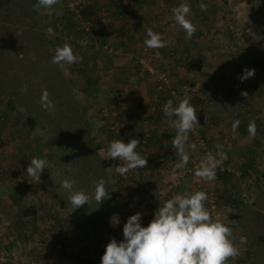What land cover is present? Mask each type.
<instances>
[{"label": "rangeland", "instance_id": "1", "mask_svg": "<svg viewBox=\"0 0 264 264\" xmlns=\"http://www.w3.org/2000/svg\"><path fill=\"white\" fill-rule=\"evenodd\" d=\"M59 1L51 8L41 6L35 11L33 7L29 9L26 6V11L39 17L49 12V22H53L54 14L60 19L62 12L69 9L63 0ZM71 1L79 4L97 2V11L104 15L105 9L101 6L106 7L109 0ZM124 1L127 5L144 2L146 9L142 8L143 15L158 5L157 0ZM2 3L0 0V8ZM60 3L63 5L61 8ZM161 3L170 24L164 27L167 21L163 25L158 23L159 27H151L167 43L160 49H151L144 44L148 28L139 22L133 28L126 18H123L122 25L128 32V38L137 35L134 45H120L110 40L109 24L119 21L118 14L125 12L111 11L100 15L98 35L83 34L65 26L59 40L54 38L56 35L50 24L45 28L46 32L43 21H36L33 27H23L15 17L8 22L0 12V87L8 91L6 97L12 99L16 107L7 112L4 120L0 117V264H71L66 255L78 252L84 259H91L93 264H101L109 242L106 237L94 241L93 234L86 233L88 222H80L84 215L96 217L95 183L100 179L105 181V190L110 198L99 204V212L105 214L110 209L114 210L110 212L107 224L113 232L110 239L114 237L119 242L127 218L140 212L141 224L147 226L153 219L157 203L165 201L166 195L171 197L185 190L190 193L207 191L214 195L211 190L215 186L213 181L200 180L194 175L204 151H211L212 154L220 152V159L223 158L221 166L240 173L235 177L253 179L249 188L246 182L241 186V194L235 201L230 199L221 204L219 221L231 229L229 238L239 251V255L229 258L227 264H264V69L261 68L264 59V0H163ZM182 3L190 6L186 18L191 23L195 21L196 31L189 40L194 45L193 49L187 47L189 38H186L183 29L181 43L177 40L173 47L167 39L172 29L179 26L171 18V8ZM201 4L206 7L202 9ZM152 19H158L157 13ZM5 26L9 27L7 31ZM16 29L25 33L34 30L24 37L22 57H16L15 50L7 45V33L13 35ZM42 31L46 33L44 37L49 36L57 48L69 44L75 56L83 57L82 62L52 63L57 48L51 49L50 44L42 48L44 41L38 40L37 35ZM100 38H106L108 47L105 54L96 52L103 44ZM31 40L34 41L32 44L27 43ZM90 47L94 54L86 51ZM144 47L147 55L142 54ZM156 51L160 52L161 59L155 57ZM140 55L148 56L153 67L166 71L175 87L190 83L192 88L187 97L196 109L199 125L188 133L189 144H195V149H188L190 159L183 169H175L179 157L172 144L166 146V156L171 154L164 159L166 156L157 155L158 145L155 147L147 141L143 143L140 138L136 151L147 159L145 168L119 175L115 166L125 162L113 160L107 155L111 141L123 139L127 143L130 139H137L135 131L138 135L144 134L145 128L134 130L130 127L132 118L123 122L118 115L124 117L147 112L154 116L157 108L163 112L161 107L172 99L156 89L153 76L137 62ZM245 68L254 69L255 74L242 82L239 77L244 74ZM62 76L67 79L65 90L63 86L57 89L58 82L54 79ZM23 85H27L26 91L21 90ZM138 85L147 88L146 94L155 99L156 105L145 107L144 104L134 103L133 108L126 106L131 99H136L133 88H141ZM34 89L38 92L47 90L54 104L52 110L41 106V97L38 93L34 94ZM242 92H246L247 96ZM71 100L78 106L70 103ZM172 100L174 106H178ZM4 103L0 98V106ZM26 106L28 112L24 110ZM154 108L155 111L152 110ZM76 111L79 114H75ZM29 112L36 117L33 130L27 127ZM90 113L94 122L101 119L106 124L88 123ZM252 121L255 123V134L248 130ZM154 122L146 123V129L153 131ZM97 126L102 129L101 132ZM111 126L123 127L127 132L120 129L126 134L115 133ZM33 157L45 161L39 183H35L26 171ZM161 158L159 168L162 174L153 170L154 162L159 163ZM85 165L90 166L84 170ZM161 175L172 176L173 181L159 193L155 185ZM65 179L76 182L72 189L61 186ZM138 189H143V195L146 194L140 202L135 198ZM73 191H82L92 197L89 205L80 207L83 213L79 215L68 200ZM127 201L130 202L127 204ZM113 214L119 215L117 228L110 225ZM74 221H78V225Z\"/></svg>", "mask_w": 264, "mask_h": 264}, {"label": "clouds", "instance_id": "2", "mask_svg": "<svg viewBox=\"0 0 264 264\" xmlns=\"http://www.w3.org/2000/svg\"><path fill=\"white\" fill-rule=\"evenodd\" d=\"M58 3L59 0H37L33 10H39L41 6L51 8ZM200 7L204 9L206 6L201 4ZM171 13L175 24L179 25L185 31L186 38L190 39L196 31L195 26L186 18L190 13V6L182 3L172 7ZM144 44L151 49L167 46L161 34L151 28L146 30ZM155 57L162 58L159 51L155 52ZM82 60L83 57L75 56L71 46L65 43L57 48L52 63L73 64ZM254 74V69L245 68L239 79L243 82ZM21 90L26 91L27 85H23ZM242 95L247 96V93L242 92ZM41 106L49 111L54 108L47 90L42 93ZM163 112L169 118V126L176 131L172 139V147L179 157L175 169H183L190 159L188 149H195V144H189L188 133L194 126L199 125L196 109L188 99L180 100L178 106H174L173 100L169 99L163 106ZM235 127L236 125L234 129ZM119 128L125 131L123 127ZM248 130L255 134L254 121L250 122ZM139 143L140 140L135 138L127 143L123 139L109 143L107 155L113 160L125 162L115 166L117 174L126 175L130 170L146 167L147 159L136 151ZM217 147L222 148L220 145ZM222 159H215L208 153L197 165L194 175L200 180H214L215 168L222 163ZM44 169L45 161L39 157H33L26 167L28 175L35 183L40 182ZM75 183L74 180L65 179L61 186L72 189ZM93 196L98 205L106 198H110L103 179L95 183ZM91 198L82 191H73L68 200L74 210L85 204L89 205ZM207 199V194L203 191L190 193L185 190L182 194H175L163 205L160 204L147 226L141 224L142 213L130 215L123 225V239L119 242L114 237L110 239L101 257V264H227L229 258L239 255V251L229 238L231 229L222 221L214 220L205 207ZM119 223V215L113 214L110 225L116 227Z\"/></svg>", "mask_w": 264, "mask_h": 264}, {"label": "trees", "instance_id": "3", "mask_svg": "<svg viewBox=\"0 0 264 264\" xmlns=\"http://www.w3.org/2000/svg\"><path fill=\"white\" fill-rule=\"evenodd\" d=\"M3 3H2V6L0 8V12L3 14V17H7V20L8 22H11V19H13L15 17V19L17 20V23L20 25V26H27V27H33L35 25V22L36 21H43V30L46 32L45 28L49 26L52 27L53 29V32L54 34L56 35L54 38H56L57 40H59V36H60V33H61V30L62 28H65V26L69 27V29H72L74 31H79V32H82L83 34H90V35H94L95 33L98 35V30L101 26V23L99 22V16L100 15H103L102 13H99L97 10L99 9V5L97 2L95 3H87V4H83V7L81 9V11L78 13V16L76 17L75 16V13L73 11H70L69 9H67V11H63L60 15V19L58 18V15L57 14H54V18L55 20L53 22H49V18H50V15L48 14L49 12H45V14H41L40 17L36 14H34L33 16L30 15L26 9L27 7H33L35 3V0H2ZM24 2V3H23ZM60 2V1H59ZM27 6V7H26ZM58 6V5H56ZM63 7V5H61L60 3V8ZM65 7V6H64ZM126 7H129L126 6ZM131 8V6L129 7ZM66 9V8H65ZM63 10V9H62ZM84 22H88L89 24V28L90 30L89 31H86L84 28H83V23ZM167 23V22H166ZM165 23V24H166ZM8 24V23H7ZM169 22L164 26V27H168L169 26ZM4 29L7 31L9 29L8 26H5ZM17 32H14L13 35L10 34V32L7 33V38H8V43L7 45L11 48H13L15 50V56H19L21 55V57L23 56L22 54V48L24 47L23 46V42L25 40V36L29 34H31L30 32H34V30H31L30 32L28 33H25L23 31H20L19 29H16ZM25 31V29H24ZM44 31L38 33L37 35H39L38 37V40H42L44 41V44L42 46V48H45L47 44H50L52 46L51 49H53L54 47L57 48L56 44L53 43L51 41V39H49V36L48 37H44L46 36L44 33ZM48 34V33H47ZM111 34L108 35V37L111 39ZM113 35V34H112ZM30 36H34L35 35H30ZM102 43L96 50V52L98 53H101V54H105L107 53V48H104L103 45L105 44L106 45V38L102 39ZM1 40H2V37H0V46H1ZM34 41H28L27 43L29 44H32ZM16 43H19L20 45L16 44ZM78 43H76L75 45H77ZM108 47V45H106ZM79 49V48H78ZM2 50V49H1ZM92 50V48L90 47V49L86 50L88 52H90ZM104 50H106L104 52ZM1 53V52H0ZM91 53L94 54V51H91ZM51 63L47 64V65H50ZM261 68L262 70L264 69V59L262 61V65H261ZM264 71V70H263ZM54 79L58 82V85H57V89L63 88V90H65V88L67 87V79H64V77H60L59 79L54 77ZM34 87H36V85L33 83ZM67 89V88H66ZM46 90V89H42L41 91L38 92V90L34 89V94L35 93H38L40 95V97L42 96V93L43 91ZM62 90V91H63ZM59 91V90H58ZM8 91H5L4 89H2L0 87V98H2V102H5L3 106H0V117H1V120H4L6 118V115H7V112H9L10 110H15L16 107L14 105V101L12 99H8L6 97V94H7ZM17 94V93H16ZM70 103H73L75 107H77V103L73 100H71ZM191 105H193L191 103ZM24 106V105H23ZM62 106V105H61ZM60 107V106H59ZM65 107L67 109H71V107H69L68 105H65ZM163 109V108H162ZM25 112H28V106L25 107ZM31 112V110H30ZM27 113V117H26V122H27V127L29 130H33L34 128V124H35V121H36V117L34 116L35 114H31V113ZM79 114V111H76L75 114ZM140 118L139 117V113L135 116H138L136 118H133V119H136L134 122L135 123H131L130 127L134 130H137V129H141V128H144L145 127V124L144 123H148L151 122V117H153L152 115L147 118L144 117V113H140ZM92 113H90L88 116H90L89 120H88V123H95L97 122L98 123V126L101 124L102 126H104V124H106V121L105 120H97L95 119V122H94V118ZM155 116V115H154ZM117 117V116H115ZM118 117L122 118L123 122H124V119L122 116H119ZM134 117V116H133ZM152 120H155V118H153ZM134 124H136V126L134 127ZM97 125V124H96ZM97 126V130H102V129H99ZM132 130V131H134ZM137 132V131H136ZM156 132L153 131H150L147 130V131H144V134L143 135H136L137 139H144V135L148 134L146 137V141L147 143L149 144L150 142H152V144H154V146L156 147V143H154V140L155 138H157L158 140H161V136L160 135H155ZM173 135L172 132H170V135L171 136ZM172 139V138H171ZM167 150V147H162V150ZM171 153H169L170 155ZM198 159V157L196 158ZM93 164V162H92ZM90 165H85L84 167V170ZM218 175V176H217ZM217 175L215 176V179L212 180L213 183H214V188L211 189L213 190V198L215 199L216 201V204H217V208L221 209V204L223 201H235L237 197L240 196L241 194V186L246 185L247 188H249L251 186V182L253 183V179H249L248 177H235V174L233 175L232 173H229L228 171H217ZM242 175V174H241ZM244 181L241 183V181ZM215 181V182H214ZM248 183V185H247ZM254 185V184H253ZM148 188V187H147ZM147 191V190H146ZM143 189H138L137 191V195L135 198L138 199V202H140L143 197L146 195H143ZM206 193H209L206 191ZM130 200V199H128ZM130 201H127V204L129 203ZM123 204V203H122ZM71 206V205H70ZM72 207V206H71ZM205 207H207V203L205 202ZM112 209H110L109 211H106V213H101L99 211H101V208L100 206L98 205V211L95 210L94 213L96 214L95 218H93L92 216H90V218H88V216H82L83 219H80V222L81 223H84V222H88V229L86 231L87 235L90 234V232L93 234L94 236V241H98L100 240V238H105L106 237V240L109 242L110 240V237L112 235V230L111 228L108 227V222L107 220H109V215L111 213H113V211H111ZM76 212L77 214H82L83 211L82 209L77 208L76 209ZM111 212V213H110ZM129 214V213H128ZM74 223L76 225H78V221H74ZM87 228V224L85 226ZM118 227V226H117ZM116 227V228H117ZM122 231L123 229H121V238L119 241H121L123 239V234H122ZM87 237V236H86ZM89 238V237H88ZM96 238V239H95ZM68 261L70 260L71 264H93L91 259L90 260H87V259H84L82 256L79 255V252L77 254H72V255H66ZM72 261H75L76 263H73Z\"/></svg>", "mask_w": 264, "mask_h": 264}, {"label": "crops", "instance_id": "4", "mask_svg": "<svg viewBox=\"0 0 264 264\" xmlns=\"http://www.w3.org/2000/svg\"><path fill=\"white\" fill-rule=\"evenodd\" d=\"M122 1L123 2H121L120 0H117V1L113 2L112 0H109L107 2L108 5L106 7L105 6H103V7L101 6L102 9L103 8L105 9L104 15L107 12H111V11H113L115 13L117 11L118 12H125L124 14H118V17L120 18L119 21H112V23L109 24V28H110V33L109 34H111L110 35L111 36L110 40L111 41H115V43H117V44L132 46V45H134V42L137 39V35L136 34L133 35L132 37H129V38L127 37V33L128 32H126L125 27L122 25L123 24L122 20H124L123 18H126V20L130 21L129 25L133 26V28L136 27L137 25H139L138 22L142 23L143 26H145L146 28H151L152 26H158L159 27L158 23L160 25H163L169 19V16L164 14V11H163V10H165L164 6L161 3L163 0H161V1L157 0L156 1V2H158L157 7H155V9H154V7H152L151 12L148 13L147 15H143V12H142L143 11L142 8L146 9V7H145L146 4L144 2L142 4L140 2H138V1L131 2V3H129V7L131 6V8H129V7H124L125 5L126 6H128V5H127V3L124 0H122ZM88 2H91V1H88ZM155 13H157V18L158 19L157 20L156 19H154V20L152 19L151 20V17H155ZM150 14H152V15H150ZM109 19H111V18H109ZM145 21H147V22L150 21V22L147 23ZM192 24H195V21L194 22L192 21ZM181 33H182V28L177 26L176 28L172 29V31L168 34L167 39H168L169 42H171V45L173 47H174V44L177 43V40H179L180 43H181L182 39H184V37H182ZM189 40L190 39H187V47L189 49H193L194 45ZM137 44L138 43L136 42L135 45H137ZM109 86H110V84H109ZM113 87L116 88L117 86L113 85ZM138 87H141V86L138 85ZM133 89H134L133 90V94L135 95L137 100L136 99H131V101L128 102V105H126L128 108H133L135 106L134 103L135 104H140V105L144 104L145 107L149 106V105H152V106L156 105L157 102L155 103V99L151 98V96H149V94L148 95L146 94L148 92V91H146V89H147L146 87H141L139 89L133 88ZM128 113H130V112L128 111ZM140 115L141 114H139V117L135 116V115H133L134 116L133 117V116H131V114L130 115H125L126 117L124 116L123 119H124V122H127L126 118H127V120L132 118L131 123H135L136 119H133V118H136V117L140 118ZM150 121H152V119ZM131 123H129V124L131 125ZM152 125H153L152 129H154V132H156L155 135H160L161 136V140H158L157 138H155V140H154V143H156L155 145H158V147H160L157 150L158 151L157 155H159V156L162 155L164 157V156H166V153H165L166 149L162 150V147H165V146H168V145L170 146L172 144V139L176 135V134H173V133H176V131L171 129V127L169 126V118L167 116L164 117L163 112L162 111L160 112L159 108H157L156 115H155V122ZM152 125H151V127H152ZM135 126H136V124H134V127ZM125 131H126V129H125ZM99 132H101V130ZM170 132H172L173 135L169 136ZM135 135H138V133L136 131H135ZM132 138H133V136H132ZM167 156H169V153L167 154ZM167 156L164 157V159L167 158ZM161 163H162V158H161V160H159V163L158 162H154V165H155L154 168L155 169H153V170H157V172L162 174V172L160 171L161 169L159 168ZM172 181H173L172 180V176L171 177H169V176H165L164 177L163 175H161L160 178L157 179V184L155 185V187L157 189L159 188L158 192L161 193V192H163L162 189L168 187L169 183L172 182ZM172 197H173V195H171V197L166 195L164 199H165V201H167L168 199H170ZM165 201H159L157 203L156 209L159 208L160 204L163 205V203Z\"/></svg>", "mask_w": 264, "mask_h": 264}, {"label": "built area", "instance_id": "5", "mask_svg": "<svg viewBox=\"0 0 264 264\" xmlns=\"http://www.w3.org/2000/svg\"><path fill=\"white\" fill-rule=\"evenodd\" d=\"M63 1L67 4V6L69 7V10L73 11L75 13V16L77 17L78 13L81 11L84 3L79 4V3L74 2V1L72 2L71 0H63ZM83 28L86 31L90 30L88 22L83 23ZM105 48H107V46ZM142 51H143L142 52L143 55H147V53H144V52H146L145 47L143 48ZM137 62L140 63L144 67V69L150 75L153 76V79L155 81V87L159 92L164 93L165 95H169L172 99H174V101L177 103V105H178V102H180V100L188 99L187 96L190 94V91L192 90V88H190L191 87L190 83H184L180 87H175L172 83V79L170 78V76L167 74L166 71L162 70L161 68L153 67L154 65H150L148 56H141V57L137 58ZM115 96H118V93H115ZM161 108H163V107H161ZM152 110L155 111V108ZM144 117L145 118L149 117V114L147 112H145ZM144 124H145V127H144L145 130L144 131H147L146 123H144ZM110 128L115 133H118V132L123 133L120 130V128H118L116 126H111ZM147 135L148 134L144 135V139L141 140L143 143L146 141V137H148ZM216 152H218V151H216ZM208 153L212 154L213 152L204 151V156L200 161L197 162V165L206 157V155ZM212 155L215 159H220V152H218V154L214 153ZM197 165H196V167H197ZM218 170L219 171H228L229 173H232V174H240V173H237L236 171H233V169H230L229 167H222L220 164L219 166H217L215 168V176L217 175ZM212 196L213 195L211 193H207L208 199L206 201V203H207L206 208L209 210V212H210V214L214 220H219L220 211L218 210L216 201Z\"/></svg>", "mask_w": 264, "mask_h": 264}, {"label": "bare ground", "instance_id": "6", "mask_svg": "<svg viewBox=\"0 0 264 264\" xmlns=\"http://www.w3.org/2000/svg\"><path fill=\"white\" fill-rule=\"evenodd\" d=\"M100 40V39H99ZM169 54V53H168ZM141 56V55H140ZM140 174V173H139ZM148 190V189H147ZM146 192V191H145Z\"/></svg>", "mask_w": 264, "mask_h": 264}]
</instances>
